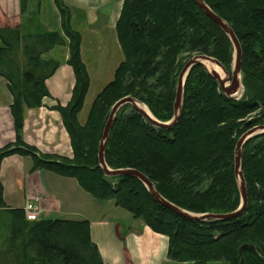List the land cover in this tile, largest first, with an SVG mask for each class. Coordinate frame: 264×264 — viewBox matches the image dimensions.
Here are the masks:
<instances>
[{
  "label": "trees",
  "instance_id": "trees-1",
  "mask_svg": "<svg viewBox=\"0 0 264 264\" xmlns=\"http://www.w3.org/2000/svg\"><path fill=\"white\" fill-rule=\"evenodd\" d=\"M205 1L240 40L242 95L228 97L207 68L196 64L185 80L178 122L171 128L156 127L132 105H124L111 128L105 160L111 169H139L164 197L186 210L228 213L241 204L234 170L237 141L249 127L264 123V0ZM54 3L61 30L44 26L38 11L27 15V0H22L20 25L0 27V76L12 95L16 130L15 141L0 148V168L6 156L20 154L32 158L33 170L76 178L94 197L114 199L152 230L167 235L171 260L240 264L239 248L246 242L264 252V133L243 146L248 205L243 214L228 220L182 216L159 203L140 179L106 175L98 159L108 114L117 100L133 96L157 119L171 120L185 61L206 54L231 71L234 46L229 36L194 0H124L116 22L124 59L83 122L79 113L90 80L82 59V33L72 22V13L80 9L63 0ZM56 46H68L66 62L76 78L70 102L54 107L70 135L72 157L41 152L22 135L26 109L40 107L50 96L46 81L62 62L45 54ZM2 212L9 214V229L0 236V264H104L91 239L89 220L29 219L24 208L6 204L0 179ZM242 256L246 264H264L251 249H244Z\"/></svg>",
  "mask_w": 264,
  "mask_h": 264
},
{
  "label": "crops",
  "instance_id": "crops-1",
  "mask_svg": "<svg viewBox=\"0 0 264 264\" xmlns=\"http://www.w3.org/2000/svg\"><path fill=\"white\" fill-rule=\"evenodd\" d=\"M33 1H35L40 22L44 25L51 22L54 26H46L48 29L61 30V16L54 0ZM63 1L83 11L85 25L80 28L83 57L84 44L85 42L87 44V28L95 25L104 15L107 16L105 23L110 26L109 29L116 30V22L124 0ZM27 2L30 3L29 0ZM48 16H50L49 22L44 20ZM73 20L72 18V22L75 23ZM21 21L22 0H0V27L19 26ZM101 27L103 28V25ZM94 38H96L95 35ZM66 53L60 67L46 81L50 96L44 97L40 107L26 109L22 135L26 143L37 147L41 152L72 157L70 135L63 124L60 111L54 108L58 104L65 106L70 102L75 85L74 70L66 62L69 55L68 49ZM12 100L7 81L0 76V148L16 139L11 112ZM32 166L33 160L30 156L12 154L2 160L0 179L4 185V199L8 206L24 208L30 200L41 206L40 218L65 219L63 214L66 213L79 215L89 220L91 239L98 246L104 264H177L178 261L168 257L167 235L155 232L133 215H125L116 205L112 206L113 211L122 213L125 219L108 218L111 210L109 205L105 208L102 203L99 205L93 201H90L93 204L92 207L90 206L91 212L87 213L86 195L89 192L79 184L76 178L62 176L48 169L33 170ZM95 205L98 208L93 215Z\"/></svg>",
  "mask_w": 264,
  "mask_h": 264
},
{
  "label": "water",
  "instance_id": "water-1",
  "mask_svg": "<svg viewBox=\"0 0 264 264\" xmlns=\"http://www.w3.org/2000/svg\"><path fill=\"white\" fill-rule=\"evenodd\" d=\"M194 2L209 16L231 39L234 46V61L232 65L231 72L228 71L224 65L215 57L206 55V54H196L192 56L187 63L184 65L181 70L178 78L177 89H176V97L174 101V116L169 121H161L157 119L151 112V114L147 113L142 107L139 106V103L144 104L139 99L133 96H125L117 100L109 113L107 118L104 131L102 134V140L99 147L98 159L101 167L104 169L106 175H128L133 176L140 179L148 188L152 196L165 207L175 211L176 213L196 220H208V219H217V220H228L235 217L240 216L246 211L248 205V192H247V184L245 180V176L242 169V156H243V146L251 137L264 133V123L251 126L244 132L241 137L238 139L235 149V162H234V170L237 178V182L239 185L240 195H241V204L238 209L228 213H196L189 210H186L177 204L171 202L166 197H164L156 188L154 182L142 171L136 168H119V169H111L105 160V151L107 147V143L109 140V134L113 123L116 119V116L121 109L126 104L132 105L134 109H136L141 115L146 117L153 125L160 128H171L173 127L179 120L182 110H183V98H184V84L185 80L191 70V68L196 64H201L205 66L210 73V75L215 78L222 91L228 97L239 98L243 91L244 86L242 83L241 76V65H242V46L238 36L236 35L232 26L226 21L223 17L217 14L207 3L205 0H194ZM211 61L216 63L218 66L224 70L227 77L221 78L220 75L216 71H211L208 69L204 61ZM252 120H248L246 124L248 126L251 125ZM244 249H251L255 251L259 257L264 261V252L261 250L259 246L252 242H246L242 244L239 248V253L241 255L240 264H246L243 258Z\"/></svg>",
  "mask_w": 264,
  "mask_h": 264
},
{
  "label": "rangeland",
  "instance_id": "rangeland-1",
  "mask_svg": "<svg viewBox=\"0 0 264 264\" xmlns=\"http://www.w3.org/2000/svg\"><path fill=\"white\" fill-rule=\"evenodd\" d=\"M29 1H30V3H28V12H26L27 15H30L31 13L36 11L35 1H33V0H29ZM38 17H39V14L37 13V18ZM72 18L74 19L73 21H75L74 25L76 27L78 25L79 29L82 28L83 25H85L84 24L85 23L84 14H83V11L81 9H80V11H74L72 13ZM106 18H107V16L103 15L95 25L91 26V28H87V31H86V34L88 33V35L86 36L87 44H86V42L84 44V51H85L84 54L85 55L83 56L84 58L82 57V59L87 66V71H88L89 80H90V86H89V90L87 92L88 96L86 95V98H85V103H84L85 107L83 106L84 109H82L81 112L79 113V120H81L83 122L86 120V117L89 113L92 102L95 99L96 95L105 87L106 84H108L111 80H113L117 67L119 66L120 62L124 59L123 50L120 46L118 37L116 36L117 31L115 29L114 30L109 29L110 26H107V23H105ZM38 19L41 21L40 17ZM44 20L49 22L50 16H48ZM101 25H103V28L101 27ZM44 26L48 27V26H54V25H53V23L50 22L49 24H46ZM94 35L96 38H94ZM67 49H68V46H56L51 51L46 53L45 56L46 57H55L61 61L66 56ZM187 61H185V64L187 63ZM178 78H179V76H178ZM75 82H76V78H75ZM177 83H178V81H177ZM111 109H110V111H111ZM148 109H149V107H148ZM110 111H109V113H110ZM108 116H109V114H108ZM100 144H101V141H100ZM86 196L88 198V200H86L87 205H88L87 213L91 212V207L93 206V204H91L90 201H93V203H97V204L102 203L105 208L109 207V209H111L109 212L108 218L113 219L115 217H121V218L125 219L123 217L122 213H117V212L113 211L114 208L112 209V206L113 207H115L114 205L119 206L115 203L114 199H106V200L99 201V200L95 199L92 195H90L89 193ZM28 202H32V201L29 200ZM32 203H33V206L36 207V211H35L36 213L34 214V217L35 216L36 217L33 218V220L39 219L40 218V212H41V206L36 205L34 202H32ZM119 207H120V209H122L121 211L123 213H125V215H131V216L133 215L127 209H125L121 206H119ZM96 208H98V206L95 205V207L93 208V211H92L93 215H95ZM24 210H25V208H24ZM108 211L106 213H108ZM118 211H120V210H118ZM25 213H26V215H28V213L26 211H25ZM8 217H9V214L6 212H2L0 214V236H4L8 232L7 231L9 229L8 228L9 223L7 222ZM63 217L65 219H72V220H81L84 218V217H80L79 215H75V214L71 215V214H66V213L63 214ZM138 219H140L144 222V220L142 218H138ZM178 262H177V264H181ZM184 264H192V262H186ZM207 264H229V263H227L225 261H211V262H208Z\"/></svg>",
  "mask_w": 264,
  "mask_h": 264
},
{
  "label": "bare ground",
  "instance_id": "bare-ground-1",
  "mask_svg": "<svg viewBox=\"0 0 264 264\" xmlns=\"http://www.w3.org/2000/svg\"><path fill=\"white\" fill-rule=\"evenodd\" d=\"M204 63L206 64L209 70L216 71L220 75L221 78L225 79L227 77L224 70H222V68L218 66L216 63L208 61V60L204 61ZM139 106L142 107L147 113L151 114V111L148 109V107L145 104L139 103Z\"/></svg>",
  "mask_w": 264,
  "mask_h": 264
},
{
  "label": "built area",
  "instance_id": "built-area-1",
  "mask_svg": "<svg viewBox=\"0 0 264 264\" xmlns=\"http://www.w3.org/2000/svg\"><path fill=\"white\" fill-rule=\"evenodd\" d=\"M24 208H25V211L28 213V218L29 219H33V218H35L34 217V214L36 213L35 211H36V207H34L33 206V203L32 202H27L26 204H25V206H24Z\"/></svg>",
  "mask_w": 264,
  "mask_h": 264
}]
</instances>
